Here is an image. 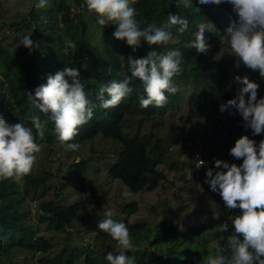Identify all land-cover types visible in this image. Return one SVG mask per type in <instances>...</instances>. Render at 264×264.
<instances>
[{"label":"trees","instance_id":"16d2710c","mask_svg":"<svg viewBox=\"0 0 264 264\" xmlns=\"http://www.w3.org/2000/svg\"><path fill=\"white\" fill-rule=\"evenodd\" d=\"M37 2L38 0H34V6L28 10V23L25 25L19 20L11 21L9 24L13 35L9 33L1 38L7 40L9 36L11 39H19L14 34L18 35L25 27H31V39L39 44V48L30 53L24 47L12 55L8 46L0 41V106L8 114L9 123L23 121L31 125L33 115L40 117L44 136L39 143L45 144L50 155L57 157L58 168L53 171L42 167L41 176L29 174L19 180L12 178L0 181V264H30L29 261L37 252L46 253L51 249V240L54 239L53 235L50 240L39 235L36 223L30 220L32 203L29 205L26 202L30 189L21 188V180H25L34 189L45 184L54 186L53 199H34L31 202L35 203L33 205L41 221L49 224L51 233L71 234L76 217L81 213L85 216L93 196L82 195L81 189H78L77 200L68 202L63 196V190H69L67 188L70 185L61 169L68 167L71 171H76L86 183H91V176L118 180L131 194L156 189L163 179V171L159 166L168 136L158 128L154 129L153 124L156 125L173 110L183 111L186 121L201 120L205 109L215 114L220 113L208 129V140H212L214 144L206 159L205 172L209 168L222 170L215 169L216 159L238 166L243 162L242 159L229 155L230 148L234 147L241 135L249 136L257 145L264 139V133L253 136L251 129L243 126L242 117L236 109L223 113L219 111L220 104L237 94L240 85L234 82L236 76H247L254 80L259 74L246 67H236L230 59L224 62L229 54L222 52L221 42L226 40V29L236 18L230 4L202 5L198 0H192L193 6L185 9L182 0H132L142 29L149 25H166L168 16L172 13L188 20V27L184 32L178 30L179 25L168 29L173 35V41L168 45L149 46L142 41V47L133 52L126 40H117L113 36L115 25L101 26L97 23V15L87 9L85 0H49L44 8L35 7ZM74 5L79 9L75 16L70 11ZM90 21L95 22L93 26ZM2 24L6 25L7 21ZM61 27L66 28L64 34L59 31ZM201 27L205 28L204 35L212 46L207 55L197 54L195 48L191 47L195 33ZM97 34L99 38L95 41ZM66 40L75 42L76 48H68L65 52ZM173 48L182 52V71L174 77L178 91L175 94L166 93L168 102L164 107H140L139 97L143 94V85L136 78L131 79L133 92L119 106L108 109L100 107V101L96 99L99 88L111 79L123 78L121 74L127 73V64L123 60L127 61L129 55L139 58L152 50L162 52ZM65 66L79 68L81 82L96 107L93 118L80 127L74 140L62 143L54 130V124L34 107L28 93H32L34 97L35 89L47 82V76L54 75ZM4 89L6 93L3 94ZM105 98H108L107 94ZM173 129L175 131L171 135L176 140L174 136L179 127ZM178 136H184V123L178 130ZM97 137L102 142L97 141ZM190 138L184 136V141L190 146L188 149L192 147ZM67 143L88 144L86 148L91 152L87 154L89 150L84 151L86 156L81 152L77 163L63 159L61 154L72 151L67 148ZM113 145L119 154L110 159L107 153L114 151ZM99 148L102 153H99ZM96 157L102 162H95L97 167L94 171L91 166ZM194 157L192 152L187 153L184 163L196 166ZM105 201V192H102L95 204H104ZM132 210L133 205L130 203L122 209L121 215H129ZM239 211L235 209L231 215H238ZM226 220L227 217L208 213L201 222L181 226L171 219L151 225L125 223L135 245V250L128 251L127 255L135 257L136 264H199L202 258L214 251L207 246L210 237L215 234H231L230 221L228 232L222 234L216 230V226ZM96 241L101 245L110 241V248L108 251L95 250L92 244L78 248L71 246L69 240L65 239L60 251L47 259L45 264H74L79 259L84 264H107L105 257L108 252L115 251L117 242L103 231L96 237Z\"/></svg>","mask_w":264,"mask_h":264},{"label":"clouds","instance_id":"9594fccd","mask_svg":"<svg viewBox=\"0 0 264 264\" xmlns=\"http://www.w3.org/2000/svg\"><path fill=\"white\" fill-rule=\"evenodd\" d=\"M48 3L49 0H38L35 7L44 8ZM198 3L216 6L228 3L232 6L236 18L226 29L231 51L237 57L238 64L242 63L253 72L258 71L264 79V0H198ZM85 4L90 12L97 15L99 25H115L113 36L117 40H126L133 52L142 47V41L149 46L168 45L173 41V35L168 30L171 26L179 25L180 32L188 27L186 18L172 13L166 25H149L142 29L132 0H85ZM182 4L185 9L193 6L192 0H182ZM204 31L205 28H199L191 47L195 48L197 54L207 55L212 46ZM31 36H21L18 47L22 45L30 53L39 48ZM65 43V52L68 48H76L72 40ZM182 61V52L175 48L162 52L152 50L139 58L129 55L127 73L121 74L122 79H111L102 85L96 99L104 109L119 106L133 92L131 79L136 78L143 85L140 107H164L168 102L166 93L175 94L178 91L174 77L182 71ZM234 82L240 85L236 96L220 104L219 111L223 113L236 109L242 117L243 126L251 129L253 136L264 133V97L257 98L260 85L247 76H236ZM28 95L34 107L54 124L62 143L73 141L80 127L94 116L96 105L89 99L80 79L79 68L76 67L65 66L54 75L49 74L47 82L35 89V96L30 92ZM0 107V181L19 180L29 175L37 163V154L42 150L39 140L44 136L43 127L37 115L32 116L31 125L23 121L9 123L8 114ZM67 148L76 151L80 144L67 143ZM229 155L243 162L238 166L216 159L215 169L222 170L209 168L205 182L211 191L219 193L227 210L240 211L238 215H229L225 222L216 226L219 233H226L230 221L231 234L221 235L214 251L202 258L199 264H264V139L257 145L249 136L241 135L234 147L230 148ZM204 163L200 160L201 165ZM113 216L114 211L108 208L104 212V219L98 222L99 230L117 242L116 250L108 252L105 259L108 264H136L135 257L127 255L128 251L135 250L130 230Z\"/></svg>","mask_w":264,"mask_h":264},{"label":"rangeland","instance_id":"374dc122","mask_svg":"<svg viewBox=\"0 0 264 264\" xmlns=\"http://www.w3.org/2000/svg\"><path fill=\"white\" fill-rule=\"evenodd\" d=\"M32 6H34V0H0V41L8 46L7 48L12 55H14L16 51H21L24 46L21 45L18 47L19 39L17 38L11 39L9 36L7 40H1V38L3 35H9V33L13 35V30L10 28L11 25L9 24L11 21L19 20L20 23L25 25L28 23V10H30ZM78 10V7L74 5L71 7L70 11L75 16L78 13ZM4 21H7L6 25L2 24ZM90 23L91 26H93L95 22L90 21ZM64 29L66 28L61 27L59 30L60 33L64 34ZM31 32V27H25L22 32H19L18 35L15 33L14 36L21 37L23 35H30ZM98 38L99 35L97 34L94 38L95 41H98ZM221 45L222 52L229 54V58H226L224 62H227L228 59H230L236 67H244L242 63L238 64L237 57H235L231 51L228 38H226L225 41H222ZM126 62V60H123V63ZM253 81L260 85L258 97H264V79L257 74V78ZM2 93H6V89H4ZM182 112L183 111L181 110H173L163 119L159 120L160 122L155 123L156 125L153 124L154 129L158 128L162 134L168 136V141L165 144L162 155L163 159L159 166L163 171V174L161 175L163 179L159 186L150 192L131 194L128 188L118 180L104 178V176L101 178H99V176H91L89 180L91 183H86L87 181L84 182L80 179L81 177L79 178L76 171H71L68 167L61 169L64 177H66L65 179L70 185V187L67 188L69 190H63V196L65 195L68 202L77 200L79 197L78 189H81L80 191L82 195L87 194L93 196L89 203L90 205L88 204V212L85 216H82L81 213L76 217L71 228L73 230L71 234L63 232L51 233L49 224L41 221L36 207L33 205L34 202H31L34 199L38 201L53 199L54 186L52 184H45L34 189L30 184L28 185L25 180H21L20 187L23 189H30L29 196L26 198V202L29 203V205L32 203L30 220L36 223L39 235L47 237L49 240L51 235H53L54 238L51 240V249L46 253L37 252L29 263L45 264L47 259L53 257L60 251L65 239L69 240L71 246H78V248L86 247L87 244H92L95 250L103 249L108 251L110 248V241H107L104 245H101L100 242L96 241V237L102 231L98 228V222L99 220L104 219V212L108 208H111L114 211V219H116L115 216L117 215V221L133 225L135 223H147L148 225H151L160 223L165 219H171L178 222L181 226L189 223L201 222L208 213H212L219 217H228L234 213L235 210L229 211L226 209L219 193L211 191L209 184L205 182V171L207 168L206 159L214 144L212 140H208V129L211 126L210 123L215 121L220 113L218 112L215 114L210 112L209 109H205L204 117L201 120L186 121ZM183 123L184 136L187 135L191 137L190 139L192 142L190 143L192 144V147L190 149H188L190 146L188 147L184 141V136H178V130ZM148 127H150V124ZM174 127H179V129H176L177 133L174 136L176 140H174L171 135V132L175 131V129H173ZM96 140L102 142L99 137H97ZM40 145L42 150L37 154V163L34 165L33 170L30 173L32 176L43 175L42 167L52 169L53 171H56L58 168L57 157L50 155V151L45 144L40 143ZM86 147H88V144H82L78 150L71 152L67 151L64 154H61L60 157L70 161L73 160V162L77 163L80 160L81 152L86 156V154L83 153L84 151L89 150V148ZM107 147L108 146H106V148ZM84 148L86 149L84 150ZM112 148L114 151L107 153L110 159H113L119 154V151L115 149L114 145ZM90 152L91 151L89 150L87 154ZM190 152L195 156L196 166L194 167L184 163V160L187 158V153ZM99 153H102L101 149L99 150ZM57 156H59V153ZM96 158L97 159L92 164L93 167L91 166L94 171H96L97 167L95 162H102L99 157ZM200 160H203L205 163L201 165ZM101 169H104V166H101ZM102 192H105V203L95 204L96 198L99 197ZM125 193L128 195H125ZM130 203L133 205L132 212L129 215H121L122 209L126 205H130ZM123 219H125L126 222ZM220 236V234H215L210 237L207 243L209 249L214 250L215 243ZM74 264H84V261L79 259Z\"/></svg>","mask_w":264,"mask_h":264}]
</instances>
